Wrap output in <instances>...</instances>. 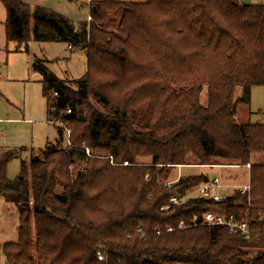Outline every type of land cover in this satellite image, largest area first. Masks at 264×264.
<instances>
[{
  "label": "trees",
  "instance_id": "trees-1",
  "mask_svg": "<svg viewBox=\"0 0 264 264\" xmlns=\"http://www.w3.org/2000/svg\"><path fill=\"white\" fill-rule=\"evenodd\" d=\"M0 2L16 50L32 36L83 49L87 60L72 80L35 62L69 144L49 143L13 180L17 152H0V198L19 210L18 239L0 242L7 264H264V124L235 119L264 85V1L91 0L77 23L24 0ZM218 160L250 164L249 191L170 202L208 178L168 180L172 167ZM208 212L245 220L252 237L193 224Z\"/></svg>",
  "mask_w": 264,
  "mask_h": 264
},
{
  "label": "rangeland",
  "instance_id": "rangeland-1",
  "mask_svg": "<svg viewBox=\"0 0 264 264\" xmlns=\"http://www.w3.org/2000/svg\"><path fill=\"white\" fill-rule=\"evenodd\" d=\"M62 11L75 23L88 19L90 0H57ZM144 2L146 0H120ZM244 1V0H242ZM264 0H250L261 3ZM55 10V9H54ZM57 11V10H56ZM4 7L0 3V22L3 21ZM16 42L9 43V59L0 61V152L13 150L17 156L10 160L7 167L9 179H16L21 172V162H29L32 155H42L49 143L61 142L67 146L68 132L59 133L58 124L51 121L46 100L42 94V77L35 67V62L43 63L49 71L61 80H72L82 77L87 69L86 54L83 49L71 48L64 42L37 41L30 36L27 44L20 45L21 51H12ZM241 89L235 92L240 97ZM203 104L207 102V90L201 93ZM237 122L264 124V85L253 86L248 104L239 103L235 117ZM66 129V128H65ZM89 153L90 151L87 150ZM100 157L104 151H95ZM255 155L254 160L261 158ZM192 160V159H190ZM139 161L149 163L150 157H141ZM187 164L172 167L168 180L180 176L206 174L209 178L218 176L224 184L235 188L249 182V171L243 165L222 164ZM240 166V167H239ZM195 195L193 194V197ZM19 210L13 203L0 198V242L18 239ZM254 253V250H250ZM0 264H7L4 254L0 255Z\"/></svg>",
  "mask_w": 264,
  "mask_h": 264
},
{
  "label": "built area",
  "instance_id": "built-area-1",
  "mask_svg": "<svg viewBox=\"0 0 264 264\" xmlns=\"http://www.w3.org/2000/svg\"><path fill=\"white\" fill-rule=\"evenodd\" d=\"M70 112V110H67ZM54 122H58L57 120H53ZM70 133L69 129H65ZM250 168V164L246 165ZM171 186V182L168 183ZM249 184L244 185L242 187L235 188L231 191V187L225 186L219 177L215 176L213 178H207V180L202 183L197 188L190 191L184 197L173 196L170 198V202L172 204H176L188 197H201L207 199H213L215 201H222L226 199L228 196L234 194L236 191H240L241 193H245L249 191ZM167 207H163L162 209H166ZM192 222L194 225H210V226H223L227 229L228 234L230 235H240L244 240H249L252 237L253 231L250 228L249 224L245 220H240L236 218L234 215H222V214H214L211 212L205 213L201 218L193 217ZM172 228H167V231H171ZM141 231V229H139ZM157 234H160V231L157 230ZM143 239L146 237L144 233L141 234ZM98 259L103 260L104 257L101 253H98Z\"/></svg>",
  "mask_w": 264,
  "mask_h": 264
},
{
  "label": "crops",
  "instance_id": "crops-1",
  "mask_svg": "<svg viewBox=\"0 0 264 264\" xmlns=\"http://www.w3.org/2000/svg\"><path fill=\"white\" fill-rule=\"evenodd\" d=\"M24 2L27 3L32 8L36 7V6H43V7L51 8L53 10L55 9V11L57 10L58 12H60V13H62L68 17L67 13H65L61 9H58V8H60L58 6H61V5H60V2H58L57 0H24ZM0 3L3 5L2 2H0ZM3 7H4V12H2V16H1V18H3V21L0 22V61H4L5 59H6V61H8V59L10 57V55H9V50H10L9 43L10 42L7 40V36H6L7 11H6V8L4 5H3ZM88 18H89V16H88ZM17 47H19V46L18 45H16V47L14 46L12 51H15L17 53V52H20L22 50L21 47L19 50H16ZM236 166H238V165H236ZM243 167H246L249 171V167H247L246 165ZM248 184H249V182H248ZM224 185L228 186L226 184H224Z\"/></svg>",
  "mask_w": 264,
  "mask_h": 264
},
{
  "label": "water",
  "instance_id": "water-1",
  "mask_svg": "<svg viewBox=\"0 0 264 264\" xmlns=\"http://www.w3.org/2000/svg\"><path fill=\"white\" fill-rule=\"evenodd\" d=\"M245 3H250V0H244ZM207 180V179H206Z\"/></svg>",
  "mask_w": 264,
  "mask_h": 264
}]
</instances>
